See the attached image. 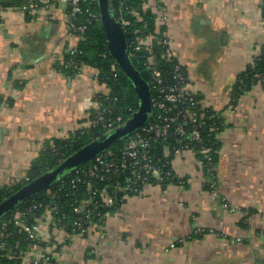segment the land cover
<instances>
[{
  "label": "crops",
  "instance_id": "1",
  "mask_svg": "<svg viewBox=\"0 0 264 264\" xmlns=\"http://www.w3.org/2000/svg\"><path fill=\"white\" fill-rule=\"evenodd\" d=\"M146 8L200 104L225 122L216 190L198 155L183 151L172 166L184 184H147L84 234L36 219L23 264H264V87L234 98L264 46V1L148 0ZM69 23L65 3L33 14L0 4V187L25 182L38 154L84 126L104 91L94 67L62 69L80 40ZM41 253L51 262L35 263Z\"/></svg>",
  "mask_w": 264,
  "mask_h": 264
},
{
  "label": "built area",
  "instance_id": "2",
  "mask_svg": "<svg viewBox=\"0 0 264 264\" xmlns=\"http://www.w3.org/2000/svg\"><path fill=\"white\" fill-rule=\"evenodd\" d=\"M117 1L122 11L126 10L133 17H139L136 9L125 5L123 0ZM89 2L94 3L98 2V0H41L39 3L29 0L28 3L20 6V9L33 14L42 4L49 6L50 4L65 3L69 6V29L82 35L87 27L85 25L76 26L72 19L83 12L82 4ZM144 8L146 9V6ZM89 17L100 19L99 13H90ZM116 19L121 23L123 28L133 24L131 19L125 18L122 13ZM134 33H137V30ZM155 38L165 46V52L162 54V57L166 55L172 57L169 39L165 34L161 35L159 31L149 33L143 38L136 36L130 43L131 51H129L128 45L129 56H133L136 51L144 47L150 48L151 42ZM76 53V47L69 50V54L71 55ZM262 54H264V46L260 54L250 62L249 65L252 68H255L256 64L254 61ZM144 65L147 67L151 78L149 83L151 90V114L141 127L134 130L125 138L122 146L117 150L106 149L95 156V161L89 167L76 168L77 175L70 180L72 188H76L77 182H80L83 177L92 178L98 176L101 181L107 180L112 182L110 194L107 188L99 191L90 181H87V192L90 196L86 199H81L79 204L74 206V212L76 213H80L81 208H88L90 198L97 194L104 196L105 202L113 206L123 203L132 191L138 193L145 185L150 183L162 184L165 181L170 183L172 179H177L178 183L184 184L185 180L176 175L172 164L174 158L180 156L186 150H192L198 155L201 167L209 178V188L213 192L216 190L217 181L214 154L218 152V149L206 142L201 128L207 121H211V129L216 132L215 141L218 143L219 133L225 127L221 114L216 111L209 113L208 108L200 104L196 99V93L189 86L187 72L180 64H176L173 70L165 74L157 65L156 54L150 52ZM111 67L115 69V64H112ZM254 78L255 84H260L264 87V70L256 72ZM107 94V91L94 94L92 105L88 109L87 121L81 127L82 129L100 127L105 133H108L121 127L127 121L122 115L114 114L111 105L104 98ZM159 140L163 143L162 152L165 157L172 156L162 164L155 161L151 153L152 147ZM122 170H128V174L123 181L120 180ZM28 180L29 178L26 179V181ZM63 186L64 182L61 181L60 189ZM118 193H122L123 197L119 199ZM50 194L51 190L48 188L47 195ZM45 207V211L35 217L34 220L46 217L54 228L66 231V223L63 220L65 216H56L58 205L53 200H50ZM32 209L28 207L14 210L10 217L13 224L28 235H33V232L38 228L35 222L32 225L27 224L28 220L32 217ZM8 223V221H3L0 224V256L4 252H11L7 241L4 240L9 232ZM85 223L88 226L97 224L92 218L90 209L84 213V216L73 221V228L69 234L71 236L84 234L88 229V226H84ZM29 245L30 243L24 250L19 252L22 261L17 264H23L31 247ZM40 261L49 263L51 262V256L41 253L39 257L34 259L35 263Z\"/></svg>",
  "mask_w": 264,
  "mask_h": 264
},
{
  "label": "trees",
  "instance_id": "3",
  "mask_svg": "<svg viewBox=\"0 0 264 264\" xmlns=\"http://www.w3.org/2000/svg\"><path fill=\"white\" fill-rule=\"evenodd\" d=\"M28 1L29 0H0V4L3 7H20L28 3ZM34 1L39 3V0ZM123 1L125 5L136 9L139 14L138 18L133 17L131 14L127 13L126 10L122 11L120 9L119 2L117 0L113 1L112 7L114 9L115 16L118 18L120 13H122L125 18L131 19L133 23L131 26L123 28L129 45V51L132 50V48L130 47V43L135 39L136 36L143 38L149 33H155L157 30H159L161 35L164 34V28L161 27L160 29H158L157 27L156 16L153 11L151 9L144 8L148 0ZM82 9L83 12L81 14H78L76 18H73L72 21L76 26L85 25L87 28L82 35H80L79 32L72 31L73 33H76L80 38L79 43L76 46L77 53L74 55L68 53L65 56L63 63H61L62 69L64 71H70L73 73L79 71L82 65H89L94 67L97 70V77L99 82L101 84H104V86L106 87V91L108 92V94L104 96V98L111 105L114 114H120L128 120L139 106V100L134 86L132 85V82L126 76V74L121 70L119 65L115 62L113 57L110 55L106 45L105 31L101 25L100 19H93L89 17L90 13H99L98 2L83 3ZM135 30H137V33H134ZM150 52L156 54L157 65L165 74L173 70L176 64H179L178 61L171 56L166 55L165 57H162V54L165 52V46L155 38L154 40H152L150 48L144 47L139 51H136L134 55L130 57L133 65L140 71L141 76L148 82V84L150 83L151 78L147 67L144 65V62L148 58ZM254 62L256 64L255 68H252L251 65H248L247 68L238 76L236 85L234 87V98L237 99L242 93H244L245 90H248L255 84L254 74L256 72H262L264 70V54H262ZM112 64H115V69H112ZM196 99L199 101L197 95ZM208 110L209 113L213 112V110L211 109ZM211 123V121H207L206 124L201 128V130L206 139V142L208 144H212L216 149L219 150V142L217 143L215 141L216 132L211 129ZM104 134L105 131L100 127H93L88 129L80 128L71 137L54 139L52 144L48 143L46 147L38 154V164L31 169L28 181L14 184L12 186L0 187V203L30 180L54 168L66 157ZM128 135L118 139L107 149L117 150L122 146L125 138ZM162 150L163 143L160 140L157 141L151 149L154 160L160 164L172 157L171 155L165 157ZM216 155L217 153L214 154V164H216ZM94 161L95 157L77 168H87ZM127 174L128 170H122L120 173V180L123 181ZM76 175V169L65 173L55 184H53L49 188L51 190L50 195H47L46 189L27 199L18 207L0 218V224L3 221L9 222V232L4 240L7 241L8 247L11 248V252H4V254L0 256V264L21 263L22 259L19 255V252L21 250H24L29 243L33 242L34 239V236L32 234L28 235L25 231L20 230L19 227L13 224L10 217L14 210L24 209L28 207L33 208L32 217L28 220L27 223L28 225H32L35 222V217L42 214L46 209V204L50 200H53L58 205V213L56 214V216H65L63 220L66 223V231L69 233L72 231L73 221L79 217L84 216V213L87 210L90 209L93 220L96 221V223H100L103 221L105 214L109 210L116 208L122 204L118 203L110 206L105 202L104 196H102L101 194H97L90 198V205L88 206V208H81L80 213L74 212V206L79 204V201H81V199H86L90 196L87 192V181H90L92 185L95 186V188H97L99 191L103 190V188H107V191L110 194L112 191V182H109L107 180L101 181L98 176H94L92 178L83 177L80 182H77L76 188H72L70 185V180ZM61 181L64 182V186L60 189L59 186L61 184ZM171 182H178V180L172 179L170 183ZM167 183L168 182L165 181L161 185H166ZM133 194H136V191H132L129 196ZM122 197L123 194L118 193V198L120 199ZM84 226L87 227L88 225L85 223Z\"/></svg>",
  "mask_w": 264,
  "mask_h": 264
},
{
  "label": "water",
  "instance_id": "4",
  "mask_svg": "<svg viewBox=\"0 0 264 264\" xmlns=\"http://www.w3.org/2000/svg\"><path fill=\"white\" fill-rule=\"evenodd\" d=\"M99 17L106 35L110 55L132 82L139 100L138 109L119 128L105 133L84 145L54 168L30 180L0 203V218L34 195L50 188L65 173L87 163L102 153L118 139L141 127L151 114V90L148 82L133 65L128 54V42L121 23L116 19L112 0H98ZM36 166V162L34 163Z\"/></svg>",
  "mask_w": 264,
  "mask_h": 264
},
{
  "label": "rangeland",
  "instance_id": "5",
  "mask_svg": "<svg viewBox=\"0 0 264 264\" xmlns=\"http://www.w3.org/2000/svg\"><path fill=\"white\" fill-rule=\"evenodd\" d=\"M102 85H103V87H102V88H103V90H104V91H106V87L104 86V84H102ZM199 163L201 164V162H200V161H199ZM205 175H206V174H205ZM127 198H128V197H126L125 199H127Z\"/></svg>",
  "mask_w": 264,
  "mask_h": 264
}]
</instances>
